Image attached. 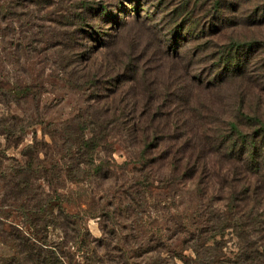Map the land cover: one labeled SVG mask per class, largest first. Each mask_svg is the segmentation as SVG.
I'll return each mask as SVG.
<instances>
[{"label":"rangeland","instance_id":"obj_1","mask_svg":"<svg viewBox=\"0 0 264 264\" xmlns=\"http://www.w3.org/2000/svg\"><path fill=\"white\" fill-rule=\"evenodd\" d=\"M87 1L0 0V261L15 256L13 236H32L59 206L72 215L92 212L95 199L109 220L86 213L79 221L81 241L65 242L60 228H48L49 241L60 244L73 264L86 257L92 264H234L244 243L223 221L228 201L219 200L228 196L233 179L244 186L250 174L240 163L214 156L211 178L203 172L191 183L177 175L150 181L149 170L122 143L120 129L105 127L94 95L77 79L74 60L81 50L74 41L88 19ZM184 1L185 13L199 23L226 16V43L247 52L246 83L203 91L200 98L225 120L233 103L241 102L264 125V0ZM106 3L100 24L114 32L122 13L133 14L135 5ZM111 52L98 51L89 69L107 65ZM91 137L94 145L82 144Z\"/></svg>","mask_w":264,"mask_h":264},{"label":"trees","instance_id":"obj_2","mask_svg":"<svg viewBox=\"0 0 264 264\" xmlns=\"http://www.w3.org/2000/svg\"><path fill=\"white\" fill-rule=\"evenodd\" d=\"M107 1L135 5L133 14L122 13L114 32L100 24ZM87 6L88 19L74 41L81 50L74 61L77 79L94 95L105 127L110 123L120 129L122 143L149 170L150 181L157 183L173 175L191 183L203 172L211 178L209 164L214 156L233 166L240 163L251 178L244 186L233 179L228 196L219 200L228 201L223 221L244 243L241 258L232 263L264 264L263 121L257 113L248 116L241 102H234L229 118L222 119L200 98L203 91L211 94L248 80L246 50H231L224 39L226 16L219 13L210 22L199 23L185 13L189 5L184 0H88ZM74 18H80V13ZM163 31L165 36H160ZM103 49L112 51V56L93 72L88 63ZM106 75L114 84L108 86ZM82 144L94 145V137L82 138ZM238 172H232L235 178ZM91 201L92 212L81 209L72 215L59 206L52 221L43 220L32 236H13L16 254L0 264H73L60 244L49 241L48 228H60L65 242L81 241L79 221L86 213L109 220V212ZM90 260L86 257L84 264H92Z\"/></svg>","mask_w":264,"mask_h":264}]
</instances>
